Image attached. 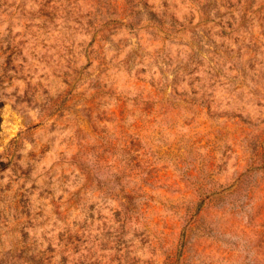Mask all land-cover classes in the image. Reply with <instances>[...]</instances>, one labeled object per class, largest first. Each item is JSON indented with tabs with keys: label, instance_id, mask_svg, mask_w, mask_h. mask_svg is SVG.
<instances>
[{
	"label": "rangeland",
	"instance_id": "obj_1",
	"mask_svg": "<svg viewBox=\"0 0 264 264\" xmlns=\"http://www.w3.org/2000/svg\"><path fill=\"white\" fill-rule=\"evenodd\" d=\"M0 264H264V0H0Z\"/></svg>",
	"mask_w": 264,
	"mask_h": 264
},
{
	"label": "trees",
	"instance_id": "obj_2",
	"mask_svg": "<svg viewBox=\"0 0 264 264\" xmlns=\"http://www.w3.org/2000/svg\"><path fill=\"white\" fill-rule=\"evenodd\" d=\"M149 13L152 14V15H154V13H152L151 11H150ZM138 260H139V259H138ZM138 260H137V261H138Z\"/></svg>",
	"mask_w": 264,
	"mask_h": 264
}]
</instances>
